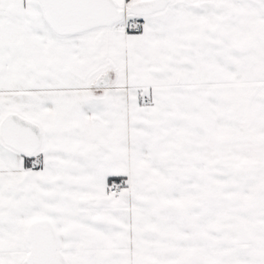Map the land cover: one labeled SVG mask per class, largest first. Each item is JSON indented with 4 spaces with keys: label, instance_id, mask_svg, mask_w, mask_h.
Masks as SVG:
<instances>
[{
    "label": "snow or ice",
    "instance_id": "6c2138e0",
    "mask_svg": "<svg viewBox=\"0 0 264 264\" xmlns=\"http://www.w3.org/2000/svg\"><path fill=\"white\" fill-rule=\"evenodd\" d=\"M0 264H264V0H0Z\"/></svg>",
    "mask_w": 264,
    "mask_h": 264
}]
</instances>
